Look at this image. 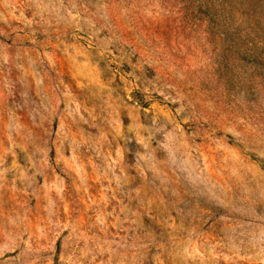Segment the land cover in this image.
Instances as JSON below:
<instances>
[{
    "label": "rangeland",
    "instance_id": "374dc122",
    "mask_svg": "<svg viewBox=\"0 0 264 264\" xmlns=\"http://www.w3.org/2000/svg\"><path fill=\"white\" fill-rule=\"evenodd\" d=\"M0 264H264V0H0Z\"/></svg>",
    "mask_w": 264,
    "mask_h": 264
}]
</instances>
